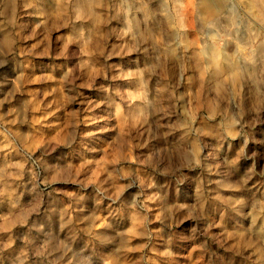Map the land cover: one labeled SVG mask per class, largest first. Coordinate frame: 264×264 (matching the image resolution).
<instances>
[{"label": "rangeland", "instance_id": "rangeland-1", "mask_svg": "<svg viewBox=\"0 0 264 264\" xmlns=\"http://www.w3.org/2000/svg\"><path fill=\"white\" fill-rule=\"evenodd\" d=\"M0 264H264V0H0Z\"/></svg>", "mask_w": 264, "mask_h": 264}]
</instances>
